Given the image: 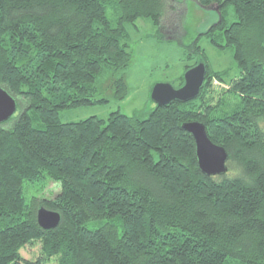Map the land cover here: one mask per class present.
I'll return each instance as SVG.
<instances>
[{
    "label": "trees",
    "instance_id": "1",
    "mask_svg": "<svg viewBox=\"0 0 264 264\" xmlns=\"http://www.w3.org/2000/svg\"><path fill=\"white\" fill-rule=\"evenodd\" d=\"M168 1L0 0V84L27 100L0 123V264H264V0H198L220 12L200 35L233 47L239 67L220 104L209 86L227 83L226 72L197 53V38L188 57L206 62L207 76L195 99L59 117L105 101L95 98L97 79L131 61L127 23L159 24ZM114 88L128 95L123 76ZM192 120L226 147L227 172L200 169L183 128ZM45 179L60 192L28 203L24 183ZM41 206L60 213L56 227L40 226ZM36 242L42 255L27 260L20 250Z\"/></svg>",
    "mask_w": 264,
    "mask_h": 264
},
{
    "label": "rangeland",
    "instance_id": "2",
    "mask_svg": "<svg viewBox=\"0 0 264 264\" xmlns=\"http://www.w3.org/2000/svg\"><path fill=\"white\" fill-rule=\"evenodd\" d=\"M166 3L159 24H155L151 18H139L134 23H127L131 61L126 69H107L97 79L98 92L95 98L105 101L62 109L59 113L62 121L74 122L91 116L107 119L111 112L118 110L133 115L136 111L152 107L155 103L151 98V90L155 83L170 82L176 87L184 83L182 76L187 70L186 66L197 60L195 54L188 57L190 45L197 38L201 47L197 53L206 56L213 70L226 72L227 83L213 78L209 86L210 95L216 98L213 100L216 104L224 100V91L230 86L231 79L239 74L234 49L217 47L211 41L212 36L200 35L220 19L217 4L201 5L198 0H169ZM227 14L229 23L237 19L233 6L229 7ZM216 39L223 41L218 36ZM119 76H123L128 85V95L123 99L117 98L114 93V79ZM17 101L14 119L27 107L25 98L19 97ZM60 190L59 182L51 179L24 183L28 203L34 197H55ZM20 251L24 258L34 261L42 255V245L40 242L27 244ZM56 261L52 258L46 264H56Z\"/></svg>",
    "mask_w": 264,
    "mask_h": 264
},
{
    "label": "water",
    "instance_id": "3",
    "mask_svg": "<svg viewBox=\"0 0 264 264\" xmlns=\"http://www.w3.org/2000/svg\"><path fill=\"white\" fill-rule=\"evenodd\" d=\"M207 64L200 61L184 73V83L178 87L170 82H157L151 90V98L157 105H166L175 100L187 102L195 99L205 84ZM17 98L0 84V123L8 121L17 110ZM195 140L198 164L203 173L214 176L227 172L229 152L226 147L213 142L206 125L200 120L183 123ZM38 223L45 229L56 227L61 219L59 212L41 206L37 212Z\"/></svg>",
    "mask_w": 264,
    "mask_h": 264
},
{
    "label": "flooded vegetation",
    "instance_id": "4",
    "mask_svg": "<svg viewBox=\"0 0 264 264\" xmlns=\"http://www.w3.org/2000/svg\"><path fill=\"white\" fill-rule=\"evenodd\" d=\"M218 16L220 17V14H218Z\"/></svg>",
    "mask_w": 264,
    "mask_h": 264
}]
</instances>
